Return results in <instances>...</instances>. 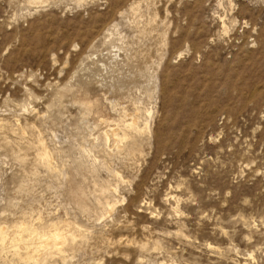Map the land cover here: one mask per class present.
<instances>
[{"label":"rangeland","instance_id":"obj_1","mask_svg":"<svg viewBox=\"0 0 264 264\" xmlns=\"http://www.w3.org/2000/svg\"><path fill=\"white\" fill-rule=\"evenodd\" d=\"M39 1L0 0V228L67 231L43 264H264V0Z\"/></svg>","mask_w":264,"mask_h":264},{"label":"bare ground","instance_id":"obj_2","mask_svg":"<svg viewBox=\"0 0 264 264\" xmlns=\"http://www.w3.org/2000/svg\"><path fill=\"white\" fill-rule=\"evenodd\" d=\"M28 1H30V3L31 2L35 3V2H38L39 0H28ZM39 2H41V1H39ZM133 5H134V2H132L131 6H133ZM123 114H124V112H123ZM134 123L135 122L132 121L131 125H134ZM114 130L115 129H113V128L105 130V132H104L105 138L106 139H109V137L114 138L115 137ZM42 151L43 152L40 151L41 152L40 156H41L42 160L47 159V157H48L47 151L48 150H46V148L44 147V148H42ZM108 208L112 209V206H108ZM51 224H53V223H51ZM69 226H70V224H69ZM42 229H43V227L41 229H38L37 227L33 226V224H27L26 222L24 223L23 221H21L16 226V228H14L12 230H8L6 228V226L1 227L0 228V236H1L2 243H5V244H7V246L9 245V247H12L14 254H18L20 257L24 254V258L27 260V262H25V264H29L30 262H31V264H43L44 263L43 258H45V257L42 258V256H44L43 254L54 251V252L59 253V255H60V252L62 251V245L64 244L66 237H67V234H66L67 231L64 232L61 228L57 227V224L51 225L47 230H42ZM2 246H3V244H2ZM21 249L24 251V253H21ZM160 264H163V263H160Z\"/></svg>","mask_w":264,"mask_h":264}]
</instances>
